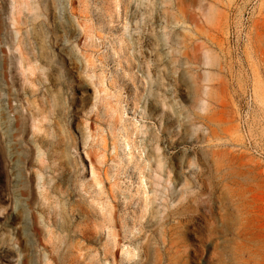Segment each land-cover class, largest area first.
<instances>
[{
  "label": "rangeland",
  "instance_id": "374dc122",
  "mask_svg": "<svg viewBox=\"0 0 264 264\" xmlns=\"http://www.w3.org/2000/svg\"><path fill=\"white\" fill-rule=\"evenodd\" d=\"M0 264H264V0H0Z\"/></svg>",
  "mask_w": 264,
  "mask_h": 264
}]
</instances>
